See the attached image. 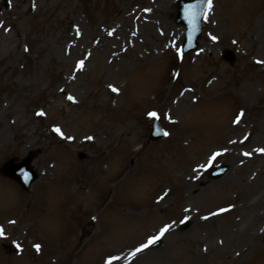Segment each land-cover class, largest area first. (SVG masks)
<instances>
[{
  "label": "rangeland",
  "instance_id": "1",
  "mask_svg": "<svg viewBox=\"0 0 264 264\" xmlns=\"http://www.w3.org/2000/svg\"><path fill=\"white\" fill-rule=\"evenodd\" d=\"M179 1L0 0V168L38 175L0 173V264H264V0H213L187 55Z\"/></svg>",
  "mask_w": 264,
  "mask_h": 264
},
{
  "label": "snow or ice",
  "instance_id": "2",
  "mask_svg": "<svg viewBox=\"0 0 264 264\" xmlns=\"http://www.w3.org/2000/svg\"><path fill=\"white\" fill-rule=\"evenodd\" d=\"M203 2V0H202ZM206 7L208 10H211V8L213 7V0H206ZM205 19H207V12L205 13ZM212 39L215 41L217 39V37L213 36ZM182 53V50H181ZM258 63H264V61H258ZM84 67V61L81 60L80 61V68L82 69ZM114 92L118 91L117 89L113 88L112 89ZM69 100H73L74 98L69 96L68 97ZM40 115H44V113H40ZM242 115V114H241ZM150 117L153 118H159L158 114L156 112H151L149 113ZM54 132H56L57 134L63 136L62 131L59 128H54L53 129ZM163 135L167 136L169 135L168 132H164ZM69 139H72L71 137H69ZM89 139H91V137H89ZM261 152H264V149H260ZM217 155H219V153H217ZM245 155H250V153H245ZM213 159H215V157H213ZM24 175L27 177V173H24ZM163 199V197L161 198ZM185 211H189L188 209H186ZM221 211H225L224 209H222ZM190 218L189 217H185L183 220L180 221V223H186ZM205 219H207V217H205ZM14 223V221H13ZM172 228L171 224H167L165 225L163 228H161L159 230V233L155 236L150 237L146 243L141 244L139 247H137L135 249V251L133 253H131V255L133 257H135L138 253L143 252L144 250L150 248L151 246L155 245L157 243V241H159L166 233H168ZM0 237H4V229L2 227H0ZM17 248H20V245L17 244L16 245ZM34 248L36 249L37 252L40 251L41 245L36 244L34 245ZM121 259V257L119 256H112L108 259L107 264H113L114 260H119Z\"/></svg>",
  "mask_w": 264,
  "mask_h": 264
},
{
  "label": "water",
  "instance_id": "3",
  "mask_svg": "<svg viewBox=\"0 0 264 264\" xmlns=\"http://www.w3.org/2000/svg\"><path fill=\"white\" fill-rule=\"evenodd\" d=\"M186 6L190 9L189 12L184 15L183 19L186 20L187 24H190L189 39L192 47H195V42L201 31L200 25L206 9V0H203V2L202 0L189 2Z\"/></svg>",
  "mask_w": 264,
  "mask_h": 264
},
{
  "label": "bare ground",
  "instance_id": "4",
  "mask_svg": "<svg viewBox=\"0 0 264 264\" xmlns=\"http://www.w3.org/2000/svg\"><path fill=\"white\" fill-rule=\"evenodd\" d=\"M12 52H13V51H12ZM12 52H11V54H12ZM79 63H80V62H79ZM4 139H5V131H3V129L0 128V143L3 142ZM162 197L164 198V194L161 195L160 199H161ZM211 207H212V206H211ZM237 207H238V206H237ZM237 207H235V208H237ZM187 209H188V208H187ZM188 210H193V209H188ZM207 210H211V208H210V209L208 208ZM176 231H177V229H175V228L172 230V232H174V233H175Z\"/></svg>",
  "mask_w": 264,
  "mask_h": 264
}]
</instances>
